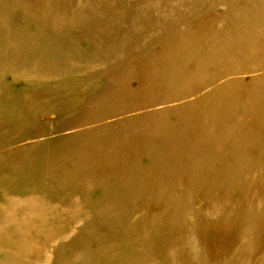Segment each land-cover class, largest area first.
Instances as JSON below:
<instances>
[{
    "label": "rangeland",
    "instance_id": "rangeland-1",
    "mask_svg": "<svg viewBox=\"0 0 264 264\" xmlns=\"http://www.w3.org/2000/svg\"><path fill=\"white\" fill-rule=\"evenodd\" d=\"M0 264H264V0H0Z\"/></svg>",
    "mask_w": 264,
    "mask_h": 264
}]
</instances>
